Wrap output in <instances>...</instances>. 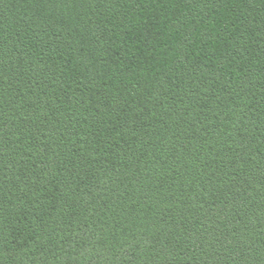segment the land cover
<instances>
[{
    "label": "trees",
    "instance_id": "1",
    "mask_svg": "<svg viewBox=\"0 0 264 264\" xmlns=\"http://www.w3.org/2000/svg\"><path fill=\"white\" fill-rule=\"evenodd\" d=\"M0 264H264V0H0Z\"/></svg>",
    "mask_w": 264,
    "mask_h": 264
}]
</instances>
